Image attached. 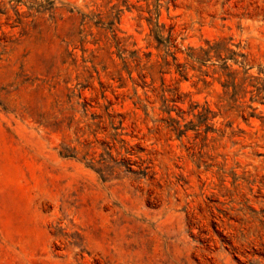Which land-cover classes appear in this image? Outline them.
Listing matches in <instances>:
<instances>
[{
    "label": "rangeland",
    "instance_id": "obj_1",
    "mask_svg": "<svg viewBox=\"0 0 264 264\" xmlns=\"http://www.w3.org/2000/svg\"><path fill=\"white\" fill-rule=\"evenodd\" d=\"M0 264H264V0H0Z\"/></svg>",
    "mask_w": 264,
    "mask_h": 264
},
{
    "label": "trees",
    "instance_id": "obj_2",
    "mask_svg": "<svg viewBox=\"0 0 264 264\" xmlns=\"http://www.w3.org/2000/svg\"><path fill=\"white\" fill-rule=\"evenodd\" d=\"M205 54H206V52H205Z\"/></svg>",
    "mask_w": 264,
    "mask_h": 264
}]
</instances>
